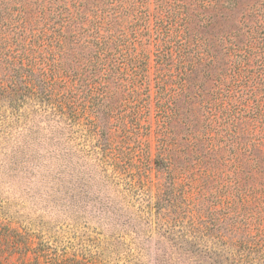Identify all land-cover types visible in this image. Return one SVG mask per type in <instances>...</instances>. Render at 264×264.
Returning a JSON list of instances; mask_svg holds the SVG:
<instances>
[{"label": "trees", "instance_id": "obj_1", "mask_svg": "<svg viewBox=\"0 0 264 264\" xmlns=\"http://www.w3.org/2000/svg\"><path fill=\"white\" fill-rule=\"evenodd\" d=\"M221 10L233 14L238 25L212 40L200 30H206L213 14ZM257 15L264 16V0H0V18L20 20V30L34 21L50 31L45 36L47 51L37 48L35 54L0 46V97L8 99L10 113L16 117L22 107L30 108L25 133L33 152V169L39 171L38 152L43 149L44 167L54 173L48 197L52 200L45 197L43 202L57 204L66 199L64 204L73 208L86 194L89 166L86 172L82 149L75 144V126L96 135L103 172L109 165L115 171L127 165L122 159L133 148L113 142L120 134L129 141L140 129V117L146 115L141 112L150 100L149 54L143 47L135 52L133 46L143 31L154 58L153 164L166 179L163 202L156 206L169 207L174 213L164 223L160 237L168 244L157 248V264H264L263 215L253 221L239 218L242 213L234 212L229 203L226 214L218 217L202 218L204 211L199 218H180L181 204L188 200L180 196L181 185L174 176L177 160L186 162L190 153L195 162L179 171L197 169L187 176L197 197L207 192V178L229 160L238 163L240 171L242 159L251 161L264 186V152L260 151L264 106L259 101L250 103L255 100L243 80L244 41L239 39V30L247 35L248 44L257 39L249 29L251 17ZM257 120L261 141L240 138L247 128L238 129V123L252 127ZM225 124L234 128L227 130V141L220 136L227 129ZM98 207L102 216L120 218L122 211L107 198L99 200ZM15 245L4 257L0 255V264H13L15 253L19 264H96L56 254L47 243H39L26 263V247L19 250Z\"/></svg>", "mask_w": 264, "mask_h": 264}, {"label": "rangeland", "instance_id": "obj_2", "mask_svg": "<svg viewBox=\"0 0 264 264\" xmlns=\"http://www.w3.org/2000/svg\"><path fill=\"white\" fill-rule=\"evenodd\" d=\"M153 7L150 2V12L153 11ZM3 19L0 18V46L29 53L31 51L34 53L37 48L41 51L48 50L49 42L45 36L50 31L43 28L40 23L29 20L30 23L25 24V28L20 30L17 28L20 20H10V16ZM236 23L233 14L221 10L218 14H213L211 25L206 30L200 31H205L209 38L215 40L217 34L230 30L234 25H238ZM249 23L251 25L249 29L257 39L252 44H248L250 42H247V35L239 30L241 34L239 39L241 42L244 41L243 53L245 52L241 64L243 80L248 82L247 87L245 86L246 90L254 95L255 101L250 103L259 101L260 105L264 106V16H253ZM138 40L140 42L133 45L135 52L143 47L149 54L150 100L145 104L146 109L141 112L146 115L140 117L139 131L133 134L129 141L120 134L114 136L115 144L113 142V145L120 147L129 144L133 151L123 157L122 163L126 161L127 165L121 170L115 171V168L109 165L104 167L103 172L98 163L101 145L97 144L96 135L88 134L86 127L75 126L77 130L73 134L76 137L75 144L77 148L82 149L80 155L87 163L86 172L89 166L90 181L85 189L86 194L73 208H68L64 204L66 199L58 200L57 204L47 202L46 205L43 202L45 197L46 200H52L48 197L52 194L50 186L54 173L44 167L47 161L43 159V149H39L38 152L39 171L33 169L35 163L32 161L33 152L29 137L25 133L31 120V116L28 115L30 108L22 107L17 113L19 116L16 117L15 114L10 113L8 99L0 97V226L3 229L0 232V255L3 257L11 250L10 246L16 243L15 246L19 250L26 247L24 262L29 263L32 260V250L39 243H47L51 249H56V254L64 253L65 257L75 258L81 262L157 264V256H155L157 248L168 244L160 235L164 234L166 229L164 223L168 222L174 213L169 207L156 206V202H163L162 189L166 179L165 173L153 164L156 154L155 112L152 101L153 46L147 44V36L143 31ZM52 59L53 57L50 58ZM32 106L37 109L36 105L32 104ZM24 115L27 116L26 119ZM242 122L238 123L237 128L247 129L240 138L248 142L253 138L261 141V138L257 137L262 134L258 120L252 127ZM225 127L227 129L221 130L220 136L227 141V130L234 128L227 124ZM241 133L240 131L239 134ZM260 151L264 152V147H260ZM118 154L121 156V153ZM230 155L232 154L228 153V157ZM186 158V162L177 160L179 164L174 172L176 184L181 185L180 196L188 200L181 204L184 213L179 214L180 218L185 220L199 218L204 211L202 218L218 217L226 214L225 206L229 203L232 205L230 207H234V212L242 213L239 218L246 217L253 221L259 215L264 216V191H261L264 190V186L260 175L255 174L251 161L246 162L242 159L241 171L235 161L223 162L215 170V174L207 178L205 184L207 192L197 197L187 182L188 174L197 170L190 168L195 161L190 153ZM185 166L190 167L180 172V168ZM85 177L88 178L87 174ZM188 189L190 191L186 193ZM106 198L112 207L122 211L120 218H111V216L106 218L102 216L103 212H99V200L103 201ZM126 216L128 218H124ZM139 231H141L140 235L133 233ZM16 239H20V242H16ZM19 260L18 253L12 255L13 264H19Z\"/></svg>", "mask_w": 264, "mask_h": 264}]
</instances>
